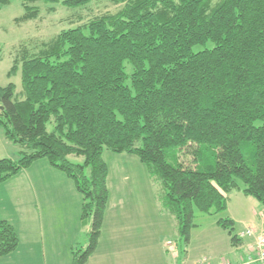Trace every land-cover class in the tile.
<instances>
[{"label": "trees", "instance_id": "16d2710c", "mask_svg": "<svg viewBox=\"0 0 264 264\" xmlns=\"http://www.w3.org/2000/svg\"><path fill=\"white\" fill-rule=\"evenodd\" d=\"M22 1L17 20L27 22L40 15L36 1L77 8L93 0ZM111 1L124 6L62 30L38 51L20 50L8 75L21 70V99L15 83L0 85V127L21 150L18 160L0 159V184L42 159L73 179L82 220L93 221L72 264H86L102 235L105 149L147 165L187 241L194 208L226 211L238 179L264 207V0ZM9 3L0 0V11ZM209 41L213 48L193 51ZM217 223L239 243L234 220ZM19 244L0 219V257Z\"/></svg>", "mask_w": 264, "mask_h": 264}, {"label": "rangeland", "instance_id": "374dc122", "mask_svg": "<svg viewBox=\"0 0 264 264\" xmlns=\"http://www.w3.org/2000/svg\"><path fill=\"white\" fill-rule=\"evenodd\" d=\"M32 5L39 7L40 15L27 22L17 20L25 13L22 0H10L0 11V85L15 83L19 99L23 92L21 70L11 77L8 73L22 48L26 47L32 53L38 51L44 42L50 41L62 30L76 28L97 16L117 13L124 6L111 0H93L77 8L44 1H36ZM213 47L214 43L209 41L206 45L194 46L193 51ZM127 71L132 72L129 64ZM48 128L52 130L53 125L49 124ZM5 142L9 152L7 154L12 156L9 158L20 159V147L9 139ZM69 158L74 163L84 162L82 156L71 155ZM103 159L109 166L108 205L112 214L102 229L97 250L86 264H222L231 260L233 250L237 247L232 243L229 230L219 226L218 220L230 218L231 215L235 217L237 222L233 235L238 236L249 228L264 226L263 212L255 208V198L244 193L246 185L238 179V188L228 195L229 206L226 211L209 214L194 208V226L187 241L186 236L180 233L175 217L163 207L159 188L153 184L147 165L138 156L105 149ZM183 160L186 164L190 162L189 157ZM40 161L48 163L46 159ZM86 174H90V169L86 170ZM124 174H128V180H124ZM134 179L141 180V183H134ZM2 185L0 212L18 220L21 214L17 197L22 192L20 187L23 184L20 178H16ZM78 194L82 199L79 191ZM92 221L91 216L85 220L80 216L76 225L72 222L68 226L75 233L70 255L66 252L70 264L73 261V250L88 246ZM17 226L20 244L13 253L0 257V264H62L65 238L61 237H64V232H56L55 237L47 233L46 237L41 238L28 228H21L18 223ZM253 238L244 237L248 244L254 241ZM31 243H36V247L30 248Z\"/></svg>", "mask_w": 264, "mask_h": 264}, {"label": "crops", "instance_id": "0c3cea01", "mask_svg": "<svg viewBox=\"0 0 264 264\" xmlns=\"http://www.w3.org/2000/svg\"><path fill=\"white\" fill-rule=\"evenodd\" d=\"M5 140L8 139L5 137L3 129L0 127V159L12 157L7 154L9 152ZM40 162L42 161L39 160L35 162L31 167L22 170L18 175L10 179L15 180L16 178H20L23 184V186L20 187L22 188V192L17 197L20 202L18 204V209L21 218L13 220L6 216L4 212H0V219L8 220L16 230L18 229V223L21 228L26 227L41 238L46 237L47 233L55 237L56 232H64V237H61L65 238L63 241L65 254L62 264H70L69 258L66 257V252L70 255L72 243L75 242V233L72 232L71 227L68 226H70L72 222L76 225L77 220L80 219L83 198L80 199V197H78L79 194L75 183L66 173L52 167L49 162ZM127 176L128 174H124V180H128ZM8 182L9 180L2 184ZM134 183H141V180L134 179ZM2 184H0V188H2ZM228 195L229 193L226 194L227 197H229ZM255 208L264 214V207L257 200ZM110 214H112V212L109 205H107L103 227L108 221ZM230 218L234 220V222H237L232 215ZM257 229L259 232L264 233V226ZM247 244L245 239H241L239 243L236 244L237 248L233 250L231 260L225 263L243 264L249 256ZM31 247H36V243H31L30 248ZM175 255L176 253H174V256Z\"/></svg>", "mask_w": 264, "mask_h": 264}, {"label": "built area", "instance_id": "2783aa9c", "mask_svg": "<svg viewBox=\"0 0 264 264\" xmlns=\"http://www.w3.org/2000/svg\"><path fill=\"white\" fill-rule=\"evenodd\" d=\"M245 236H253L254 241L247 244L249 256L243 264H264V233L259 232L257 229L249 228L238 237L239 239H244Z\"/></svg>", "mask_w": 264, "mask_h": 264}]
</instances>
